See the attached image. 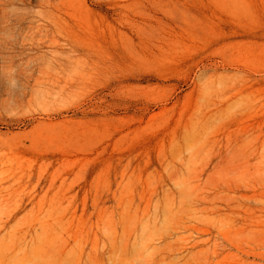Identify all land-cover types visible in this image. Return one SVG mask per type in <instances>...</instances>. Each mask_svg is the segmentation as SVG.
<instances>
[{
	"label": "rangeland",
	"instance_id": "rangeland-1",
	"mask_svg": "<svg viewBox=\"0 0 264 264\" xmlns=\"http://www.w3.org/2000/svg\"><path fill=\"white\" fill-rule=\"evenodd\" d=\"M0 264H264V0L0 6Z\"/></svg>",
	"mask_w": 264,
	"mask_h": 264
},
{
	"label": "bare ground",
	"instance_id": "bare-ground-1",
	"mask_svg": "<svg viewBox=\"0 0 264 264\" xmlns=\"http://www.w3.org/2000/svg\"><path fill=\"white\" fill-rule=\"evenodd\" d=\"M10 5V0H1L0 6L3 8L4 11H7V7Z\"/></svg>",
	"mask_w": 264,
	"mask_h": 264
}]
</instances>
